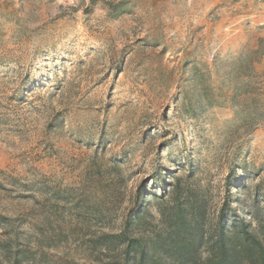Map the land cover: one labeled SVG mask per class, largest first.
Listing matches in <instances>:
<instances>
[{"label":"rangeland","instance_id":"rangeland-1","mask_svg":"<svg viewBox=\"0 0 264 264\" xmlns=\"http://www.w3.org/2000/svg\"><path fill=\"white\" fill-rule=\"evenodd\" d=\"M176 177L212 215L264 191V0H0V215L27 264H90L74 241Z\"/></svg>","mask_w":264,"mask_h":264},{"label":"trees","instance_id":"trees-1","mask_svg":"<svg viewBox=\"0 0 264 264\" xmlns=\"http://www.w3.org/2000/svg\"><path fill=\"white\" fill-rule=\"evenodd\" d=\"M149 185L137 186L133 206L117 233L74 241L84 247L90 264H264V191L257 190L243 208L228 185L217 214L212 215L209 201L184 187L181 177H176L174 185L164 180L156 188ZM170 192L172 201L167 203ZM152 202L158 206V219L150 211ZM49 241L40 239L37 244L50 245ZM28 247L19 241L8 218L0 215V253L7 263L31 261Z\"/></svg>","mask_w":264,"mask_h":264}]
</instances>
